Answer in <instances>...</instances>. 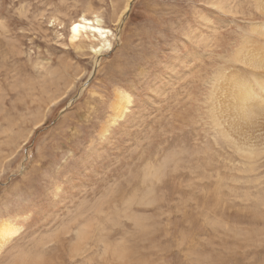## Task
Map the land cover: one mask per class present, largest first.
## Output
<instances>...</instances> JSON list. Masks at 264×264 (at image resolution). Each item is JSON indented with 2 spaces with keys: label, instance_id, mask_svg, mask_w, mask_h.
<instances>
[{
  "label": "rangeland",
  "instance_id": "1",
  "mask_svg": "<svg viewBox=\"0 0 264 264\" xmlns=\"http://www.w3.org/2000/svg\"><path fill=\"white\" fill-rule=\"evenodd\" d=\"M259 3L0 0V264H264Z\"/></svg>",
  "mask_w": 264,
  "mask_h": 264
},
{
  "label": "bare ground",
  "instance_id": "2",
  "mask_svg": "<svg viewBox=\"0 0 264 264\" xmlns=\"http://www.w3.org/2000/svg\"><path fill=\"white\" fill-rule=\"evenodd\" d=\"M259 2H260L259 6H257V7L264 13V0H259ZM126 8H127V6H126ZM88 19L84 18L82 16L81 19L72 23L73 25L70 27V34H69L70 40L72 42H73V40L75 41L76 38L80 35V32L84 31L85 29L88 28L89 29V31L87 30L88 32H90V30L95 31L94 33L99 34V35H97V37L100 36L102 39H104L102 41L103 42L105 41L107 43V40L105 39V37H106L105 34L107 33V30H103L102 28L99 27V25L97 26V24L92 23L91 20L90 19L88 20ZM252 26L253 27H251V28H253V32L255 33L254 36H258L259 38L261 37L262 39H264V22L260 21L256 24H253ZM83 34H81V35H83ZM96 39L100 40L98 38H96ZM248 40H250V39H248ZM245 41H247V40H245ZM100 45H101V43H100ZM103 45H104V43H103ZM100 48H102V47H100ZM100 48H99V50H100ZM250 49H251V46H249V48L242 46L240 51L238 52V55L237 56L235 55L236 58H238V60H236V61H241V62L243 61L247 65H250V66L254 67L255 69L261 70L264 73V47L260 44L259 45L256 44L254 46V50L251 51ZM95 52L96 51H94V53ZM97 52L95 54H97ZM220 78H221V76H219L217 81L220 80ZM228 81H230V85H231V89H230L231 94L230 95H231V99H233V103H234L233 108L236 109L235 116H239L240 119H242L243 123L246 122L247 120H249L248 119L249 116H250V118H251V116H255V115L264 116V106L262 104L264 102V98H263V100L257 98V94L253 91L251 84H248L246 81L243 82L244 80H242L241 81L242 84L239 83L238 86L236 85V87H235L236 89H235L233 87V78L228 77ZM259 86L261 87V89L264 90V80L263 79H262V82L261 81L259 82ZM227 94H229V93H227ZM122 98L124 100V104L121 107L119 113L116 116H114V119H118L120 116H124L125 113L128 111L127 107L130 104V97H128L127 95H124V96H122ZM229 103H231V101ZM118 106H120V105H118ZM114 119L112 118V120H114ZM16 230L17 229H15V226L13 224L9 225L4 220L0 221V249L5 245V241L8 242L10 240L11 236L14 235Z\"/></svg>",
  "mask_w": 264,
  "mask_h": 264
}]
</instances>
